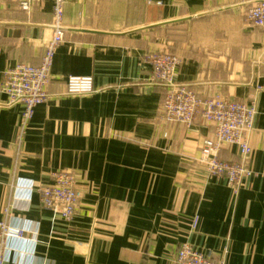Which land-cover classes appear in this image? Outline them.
<instances>
[{
    "label": "crops",
    "instance_id": "1",
    "mask_svg": "<svg viewBox=\"0 0 264 264\" xmlns=\"http://www.w3.org/2000/svg\"><path fill=\"white\" fill-rule=\"evenodd\" d=\"M0 0V220L5 264H173L183 242L227 264H264V29L242 0H68L47 100L22 134L21 104L1 91L4 72L40 65L53 34V1ZM176 54L175 82L202 97L256 98L248 167L234 193L198 161L214 126L162 116L168 87L152 82L145 56ZM70 76L94 91L71 94ZM220 156L240 161L225 145ZM66 170L77 211L66 220L38 188ZM8 210V213L6 212ZM199 216L196 228L194 216Z\"/></svg>",
    "mask_w": 264,
    "mask_h": 264
},
{
    "label": "built area",
    "instance_id": "2",
    "mask_svg": "<svg viewBox=\"0 0 264 264\" xmlns=\"http://www.w3.org/2000/svg\"><path fill=\"white\" fill-rule=\"evenodd\" d=\"M32 0H24L22 7L29 8ZM53 1V34L46 44V51L40 65L18 63L4 72L1 91L7 95L10 104H21L22 134L32 120L35 109L44 103L49 94L50 69L57 48L65 38L63 24L65 6L68 0ZM250 4L247 21L264 29V0H242ZM152 67V82L168 87L163 101L162 116L169 122L190 126L197 118H203L215 128V137L206 139L201 147L198 161L204 165L209 176L224 177L229 187L238 193L245 181L256 174L248 167L247 160L252 152L250 136L257 117L256 98L243 102L221 96L202 97L187 85L177 84L175 76L180 63L179 57L170 51H159L145 56ZM67 91L84 94L94 91L91 76H70ZM225 145L235 146L241 156L240 161L225 160L220 156ZM45 208L59 213L66 220L74 218L79 200L76 177L69 171L61 170L53 174V183L38 188ZM8 213V210H6ZM199 216H194L192 227L196 228ZM25 230H13L5 220H0V264H5L4 249L10 237L22 238ZM226 249L218 260L204 255L191 243L183 242L178 248L173 264H227Z\"/></svg>",
    "mask_w": 264,
    "mask_h": 264
}]
</instances>
